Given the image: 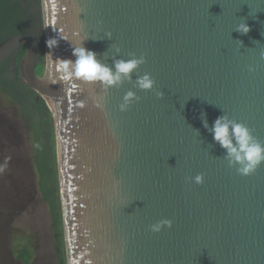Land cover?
I'll use <instances>...</instances> for the list:
<instances>
[{
	"label": "water",
	"instance_id": "obj_1",
	"mask_svg": "<svg viewBox=\"0 0 264 264\" xmlns=\"http://www.w3.org/2000/svg\"><path fill=\"white\" fill-rule=\"evenodd\" d=\"M42 10L44 42L60 40L44 73L26 34L0 43V65L26 45L20 74L53 114L67 264H264V165L238 175L200 118L225 114L264 142V0H42ZM244 21L247 35L235 30ZM83 45L109 66L147 63L110 90L62 81L55 58ZM144 73L163 99L134 87ZM128 91L139 99L122 111ZM162 219L172 228L151 232Z\"/></svg>",
	"mask_w": 264,
	"mask_h": 264
},
{
	"label": "rangeland",
	"instance_id": "obj_2",
	"mask_svg": "<svg viewBox=\"0 0 264 264\" xmlns=\"http://www.w3.org/2000/svg\"><path fill=\"white\" fill-rule=\"evenodd\" d=\"M28 4L42 15L41 4L38 7L33 0ZM35 31L41 34L40 22ZM36 68L41 69L40 63ZM33 120L15 97L0 90V264H27L14 251L24 246L31 252L29 264H60L57 239L61 237L67 264L64 228L56 229L51 207L39 188L34 154L41 137Z\"/></svg>",
	"mask_w": 264,
	"mask_h": 264
},
{
	"label": "clouds",
	"instance_id": "obj_3",
	"mask_svg": "<svg viewBox=\"0 0 264 264\" xmlns=\"http://www.w3.org/2000/svg\"><path fill=\"white\" fill-rule=\"evenodd\" d=\"M235 30L241 35H247L251 28L244 21L239 23ZM238 42L242 45V41ZM59 43L60 40L55 37L47 39L45 44L49 52L44 55L51 59ZM116 51L118 54L119 49ZM97 55L96 52L83 45L72 47L74 60L56 57L54 62L60 79L68 83L80 81L90 85L99 84L105 90H110L122 86L125 81L133 83L134 74L138 73L139 68L147 63L145 56L133 55L128 59H113L109 66L98 60ZM134 87L141 91L153 92L156 89V81L150 73L135 75ZM155 94L158 99L165 97L163 91H155ZM138 99L139 97L133 91H128L120 106L121 110L126 111ZM200 118L204 128L212 135L214 142L225 150L223 158L228 162V166L235 168L238 175L251 176L264 165V142L258 140L247 125L230 119L225 114L217 117L211 126L208 124L206 113H202ZM191 179L197 185H202L205 181L203 173L197 174ZM172 226V220L162 219L150 225V231L160 233L165 228L171 229Z\"/></svg>",
	"mask_w": 264,
	"mask_h": 264
},
{
	"label": "trees",
	"instance_id": "obj_4",
	"mask_svg": "<svg viewBox=\"0 0 264 264\" xmlns=\"http://www.w3.org/2000/svg\"><path fill=\"white\" fill-rule=\"evenodd\" d=\"M33 2L40 7V0H33ZM31 9L33 8L28 4V0H0V43L18 34H26L39 39V63L41 69L37 73L41 76L44 73L46 63L44 33L43 31L41 34L35 33V25L37 22L42 24V16L40 11L33 12ZM10 21L11 23L15 22L13 25L6 26L5 24ZM25 51L26 45H22L15 58H10L0 66V85L4 84V91L12 94L34 118L33 127L38 137H41L34 154V160L40 176L39 188L44 200L51 207L56 229L60 227L61 231H63L54 118L46 101L24 82L20 74L19 63ZM13 65L15 68L10 69ZM57 240L58 253L61 259L60 264H65L63 238L61 237ZM14 251L17 253L18 259L29 264L32 257L28 247L15 248Z\"/></svg>",
	"mask_w": 264,
	"mask_h": 264
},
{
	"label": "flooded vegetation",
	"instance_id": "obj_5",
	"mask_svg": "<svg viewBox=\"0 0 264 264\" xmlns=\"http://www.w3.org/2000/svg\"><path fill=\"white\" fill-rule=\"evenodd\" d=\"M40 2H41V8H40V9H41V11H42V13H43V10H42V0H40ZM38 11H39V10H38ZM41 16H42V15H41ZM41 19H42V24H40V31H41V33H42V30H43V33H44L43 16L41 17ZM14 22H15V21H13V23H14ZM13 23H11V21H10V22L6 23L5 25H6V26H9V25H13ZM32 37H33V36H32ZM33 38H34V37H33ZM5 40H6V39H5ZM36 40H37V38H36ZM37 41H38V40H37ZM38 43H39V41H38ZM19 49H20V48H19ZM18 51H19V50H18ZM18 51L15 52L10 58H15V57L17 56V54H18ZM10 58H9V59H10ZM9 59H8V60H9ZM6 61H7V60H6ZM6 61H5V62H6ZM5 62H4V63H5ZM4 63H2L1 65H3ZM38 63H39V61H38ZM38 63H37V64H38ZM1 65H0V66H1ZM14 68H15L14 65H13L12 67H10V69H14ZM36 69H37V68H36ZM0 90L3 91V92H5V91H4V84L0 85ZM6 93H7V92H6ZM11 95H12V94H11Z\"/></svg>",
	"mask_w": 264,
	"mask_h": 264
}]
</instances>
